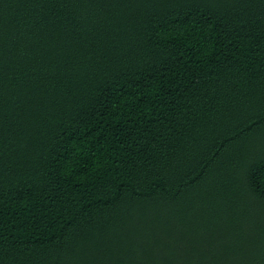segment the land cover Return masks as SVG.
<instances>
[{"label": "trees", "instance_id": "1", "mask_svg": "<svg viewBox=\"0 0 264 264\" xmlns=\"http://www.w3.org/2000/svg\"><path fill=\"white\" fill-rule=\"evenodd\" d=\"M0 264H264V0H0Z\"/></svg>", "mask_w": 264, "mask_h": 264}]
</instances>
